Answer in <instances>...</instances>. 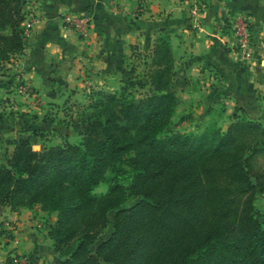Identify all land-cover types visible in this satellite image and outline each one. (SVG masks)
<instances>
[{
    "label": "trees",
    "instance_id": "1",
    "mask_svg": "<svg viewBox=\"0 0 264 264\" xmlns=\"http://www.w3.org/2000/svg\"><path fill=\"white\" fill-rule=\"evenodd\" d=\"M24 5L0 0V68L28 47ZM157 40L152 94L92 90L79 118L65 119L83 127L81 143L35 149L19 138L0 157V207L57 217L48 227L55 257L44 264H264V122L241 112L226 130L170 129L178 93L197 84L175 72L170 35ZM129 197L139 200L124 208ZM110 211L113 231L93 251Z\"/></svg>",
    "mask_w": 264,
    "mask_h": 264
},
{
    "label": "crops",
    "instance_id": "2",
    "mask_svg": "<svg viewBox=\"0 0 264 264\" xmlns=\"http://www.w3.org/2000/svg\"><path fill=\"white\" fill-rule=\"evenodd\" d=\"M198 2L204 8L195 16L188 0H25L26 16L34 20L33 36L19 57L20 68L6 63L9 70L6 76L0 73V91L5 94L6 82L14 81L10 75L18 73L32 85L41 106L30 99L21 107L26 112L3 113L0 157L13 149L8 142L19 138L35 149L64 139L81 143L69 134L81 135L83 127L74 128L57 114L48 119V111L57 112L51 110L55 104H87L92 90L114 92L122 86L137 96L152 94L150 56L163 32L172 40L175 72L197 79V87L178 93L180 105L172 121L176 131L200 133L212 122L225 130L241 112L264 122V0ZM244 12L254 20L250 59L235 47V33L218 28L222 19ZM67 13L88 16V31L81 34L66 24ZM48 103L53 105L49 110ZM56 132L64 136L57 143L51 141ZM56 218L40 206L19 211L0 207V264H17L16 258L23 256L30 264L51 262L55 251L48 227Z\"/></svg>",
    "mask_w": 264,
    "mask_h": 264
},
{
    "label": "rangeland",
    "instance_id": "3",
    "mask_svg": "<svg viewBox=\"0 0 264 264\" xmlns=\"http://www.w3.org/2000/svg\"><path fill=\"white\" fill-rule=\"evenodd\" d=\"M188 1H192V4L189 5V11L192 14H194L195 16L200 15V14L193 13V8L198 6L200 11H201V13H202L204 5H202V3H200V2H198V0L197 1L196 0L195 1L194 0H188ZM235 16H236V14L233 15V16H229L228 18H226V20L222 19V21L220 23H218V28H223L225 30H228V31H231V32L234 33V29H233V24H234L233 21L234 20H233V17H235ZM249 16H251V15L249 14ZM251 20H252L251 34L253 35L254 20L253 19H251ZM235 47H236V45H235ZM15 57L16 56L12 57V59L9 62L13 63L15 68L18 69V68H20V61H17V62L13 61V59ZM6 63L7 62H5L3 64V67L0 68L1 76H6V74H7L6 72L9 70V69H7V70L5 69ZM10 76H12L14 78V81L15 80L16 81L14 82L13 80H10V82H6V84H5V89H6L5 94L2 91H0V112L1 113H4L6 111V114H9V113L10 114L11 113L12 114H16V110L18 111L19 114H21L22 112H26V111H23V108H21V107L28 106V104L30 103L29 102L30 99L32 100L31 104L33 103L35 105L41 106V104H40L41 102L38 101V97L32 96V97L28 98L27 95H25L22 91L19 90V87L17 86V84L19 83V80H22V79H19L18 73L13 74V75L11 74ZM193 81H194L193 83H195L197 81V79L193 78ZM196 87H197V85H196ZM205 87H206V85H205ZM139 92H140V90H139ZM27 102H29V103H27ZM47 105H48L47 106L48 110H49V106H53V105H49V103ZM83 105L84 104L82 102H80V103L69 102L67 104V106L66 105H62V104H57V105L55 104L54 108H52V107H50V108H52L51 110H53V111L57 110V112L50 113L48 111L46 116L49 117L48 118L49 120H51V118H52L50 116H54L56 114H57L56 117H59V118L60 117H66L67 120H71V117L79 118L78 114H79L80 109L82 108ZM58 108H59V110H58ZM60 120H62V119L60 118ZM67 120H64V121L66 122ZM170 129H173V131H176V129L178 130V128L174 127V123H173L172 126H170ZM222 129H223V127H222ZM63 131L65 132V129ZM51 135H52V138H51L52 140L51 141L55 142V143L59 142L60 138L64 137L63 134H61L60 132H56V133L51 134ZM69 135H72L73 140H75L77 142H79L81 140V135L78 132H75V133L70 132ZM35 142H37V141H35ZM35 145H38V144L36 143ZM257 162L258 163L259 162L260 163H264V156H260L257 159ZM73 188L75 190H77L78 186H74ZM107 190H108V185L104 184V185H101L99 188H97L95 191H97V193L99 195H102V194L107 193L108 192ZM138 200H139L138 198L129 197L127 202L125 204H123V207L124 208L130 207L133 204H135ZM256 207H257V209H259V212L262 213V215H263V217H261V220H264V197H263V195L261 193H258L257 196H256ZM114 215H115V211H110L108 213V216H109L108 217V227L105 230L104 234L102 236H100L99 241L91 246V250L94 251L96 249L97 245L100 244L103 240H106L109 237V235L111 234V232L113 231V222H114V217H115ZM16 260H17V264H21L20 263V259L16 258ZM28 262H29V260H28ZM29 264H30V262H29Z\"/></svg>",
    "mask_w": 264,
    "mask_h": 264
},
{
    "label": "built area",
    "instance_id": "4",
    "mask_svg": "<svg viewBox=\"0 0 264 264\" xmlns=\"http://www.w3.org/2000/svg\"><path fill=\"white\" fill-rule=\"evenodd\" d=\"M193 13L201 14V11L198 6L193 8ZM88 16L84 14L73 15L72 13H67L64 15L63 20L66 24L70 25L76 32L85 34L89 29V21ZM252 17L249 16L248 13H239L235 17H233V29L234 33L238 38V42H236V48L243 53L245 57L252 58L255 52V39L251 34L252 28ZM34 20L33 18H28L26 16V20L23 23L24 28V40L27 44H29L30 39L33 36V28H34ZM19 56L17 55L13 61H19ZM19 90L22 91L28 98L32 96H36L35 90L31 84L26 81L19 80L17 84ZM37 97V96H36ZM21 264H29L28 260L24 257L20 259Z\"/></svg>",
    "mask_w": 264,
    "mask_h": 264
}]
</instances>
